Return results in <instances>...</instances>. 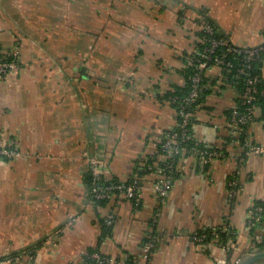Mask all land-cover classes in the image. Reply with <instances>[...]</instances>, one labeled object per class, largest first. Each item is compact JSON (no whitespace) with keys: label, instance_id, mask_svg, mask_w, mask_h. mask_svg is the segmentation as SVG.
<instances>
[{"label":"crops","instance_id":"0c3cea01","mask_svg":"<svg viewBox=\"0 0 264 264\" xmlns=\"http://www.w3.org/2000/svg\"><path fill=\"white\" fill-rule=\"evenodd\" d=\"M207 20L234 45L264 43V0H0V45L19 66L0 75V143L21 152L0 155V264H83L88 249L139 264L150 237V264H240L264 252V228L249 227L264 201V153L231 137L240 93L218 66L193 134L218 155L181 154L163 197L161 174L145 170L181 121L166 94L187 83L186 56ZM255 114L249 134L264 145L263 109ZM94 166L140 177V201L117 193L97 205Z\"/></svg>","mask_w":264,"mask_h":264},{"label":"built area","instance_id":"2783aa9c","mask_svg":"<svg viewBox=\"0 0 264 264\" xmlns=\"http://www.w3.org/2000/svg\"><path fill=\"white\" fill-rule=\"evenodd\" d=\"M215 28L206 23L203 27L202 34L200 36V43L203 44V48L200 52V56L194 52L188 56L187 64L192 68V74L189 76L190 80V90L188 93L181 97L179 107V113L181 117V124L184 126L181 133L173 132L170 134L162 144L163 152L160 153V160L157 162L147 161L145 164L146 171H157L161 174V179L156 183L155 189L158 195L165 196L172 187V176L169 173V167L173 166L175 158L187 152V147L182 146V141L194 137L193 134L189 132L187 124H189L191 118L195 115L191 110L187 109L186 103H193L196 99L204 92L207 84L203 82L204 77L207 72L214 66H218L220 69L224 70L227 67H231L233 64L227 59L229 53L242 54L245 60L241 67L238 68L236 76L239 78L241 76H246L245 87L242 95L241 105H244V111H240L238 106L233 107L231 114V120L234 123V128L232 130L233 134L237 136L243 135L242 146L245 149L246 154H258L264 153V145L257 144L253 142L247 125L252 123L255 119L256 109L258 108L255 101L258 95H264V89L259 88V83L263 80L261 73L253 72V64L255 60L262 61V53L264 52V43L257 46H238L232 44L226 38H217L214 36ZM224 49V50H223ZM220 50L219 54L217 51ZM19 69L17 63V54L15 51H5L0 45V75H6L10 72ZM177 96H173V102L178 101ZM193 151L199 152L207 158L215 157L218 155L217 151L210 150L209 148H200V146H194ZM21 152L15 147V141H11L8 145L0 143V155L2 156H19ZM94 176V183L97 185L93 187V195L97 199H107L111 201L119 189L120 192L133 199L135 202L140 201V193L136 191V188H141L140 177H134L132 183L126 184L121 183L118 185H107L103 187L100 184V180L108 181L110 178L105 176L98 166H94L92 169ZM231 186H238L239 182L236 179H232L230 182ZM262 206H257L253 211V214L249 220V227H255L256 223L261 220L260 211ZM104 221L107 225H113L116 219V214L114 210H109V212L104 215ZM195 238L198 241H204L206 235L203 233H198ZM258 243L264 244V235L257 238ZM156 248V242L154 238L150 237L145 240L143 245V263L139 264H150L152 255ZM88 255V251L84 252ZM19 257V256H16ZM92 257L99 258L101 263L104 264H134L127 263L125 260L128 259L129 255L125 254L121 259H116L111 256L101 257L98 253H93ZM137 264V263H136Z\"/></svg>","mask_w":264,"mask_h":264},{"label":"trees","instance_id":"16d2710c","mask_svg":"<svg viewBox=\"0 0 264 264\" xmlns=\"http://www.w3.org/2000/svg\"><path fill=\"white\" fill-rule=\"evenodd\" d=\"M207 23L210 24V25H212L215 28V31H216L215 34H214L215 37H217V38H226L220 32V30L218 29V27L216 26V24L214 22H212L210 20H207ZM202 48H203V44L202 43H198L197 51L194 52V53L195 54H198L200 56V52H201ZM217 52L219 54L221 53L220 50H218ZM261 56L263 58L262 61H260V60H255L254 61V64H253V72L254 73H261L262 76H263L264 52L262 53ZM227 59L230 60L233 65L231 67H227L226 69L223 70L224 71V77L228 81L233 82V85L239 90L240 97H239V100H238V102H237L236 105L238 106V108H239L240 111H244V105H241L240 102L242 100V95H243V91H244V87H245V80H246L247 77L246 76H241V77L238 78L236 76V73H237L238 68L242 66V64H243V62L245 60V57L242 54L229 53L227 55ZM186 60H188V56H186ZM185 70H186V76H187V83L184 86L177 87L174 91H171L168 94H166V97H170V96L171 97L172 96H177L178 97L177 98L178 101H176V105H179L180 100H181V97L185 96L188 93V91L190 90V80H189V76L192 74V71L193 70H192L191 66L186 67ZM203 82L207 84V87L205 88L204 92L196 99L195 102L188 103V104L186 103L187 109L188 110H191L193 113H195L197 109L202 108L204 106V103L206 101V95L210 92L211 85H213V83L215 82V80L210 79L207 76H205L204 79H203ZM259 88L260 89H264V78L259 83ZM255 104L257 105V107L262 108L263 109V112H264V95L263 96L262 95H258V97H257V99L255 101ZM232 111H233V108L230 110V115L232 114ZM255 117H256V114H255ZM195 121H196V118H195V115H194L191 118L189 124H187V127L189 128V132L191 134H194V124H195ZM249 125H247L246 128H248ZM183 128H184V126L181 124V121H180L179 122V125H177L175 128L166 131L165 134L163 135L161 141L159 142V145H158L159 151H158V153L155 154V155H153V156L148 157V161H150L152 163L159 161L160 160V157H159L160 156V153L163 152V148H162L163 141L170 134H172L175 131L181 133V131L183 130ZM231 137L232 138H235V137L236 138H239V139H241L242 142H243V138H244L243 135H241V136H231ZM182 146L187 147V151H189V152H191L193 150V147L194 146H200V148H202V149L203 148L204 149L207 148L203 143H199V141L196 140L194 137L189 138V139H185L184 141H182ZM180 156L181 155H178L175 158V161L177 159H179ZM174 164H175V162H173V166L172 167H169V169H168L169 173H172L173 174ZM88 179H89V183L91 185V188L93 189V187L97 185V182H95V183L93 182L94 181V176H93V173L92 172L88 175ZM134 179H135L134 177L129 178L127 181H120V180H118L116 178L109 179L108 181H104V179H101L100 180V184L103 187H105L107 185H118V184H121V183L129 184V183H132L134 181ZM140 184L142 185L141 182H140ZM140 189L141 188H136V191L140 193ZM117 192L118 193H121V194H124V192L123 191L120 192L119 189L117 190ZM92 195H93V193H92ZM93 198H94V201L97 203V205H100V206H106L109 203V200H107V199H97L95 197H93ZM257 204L259 206H262V210L260 211L261 220L259 222H257L255 226L257 227L258 225H261L264 228V201L263 202H258ZM102 223H103V226H104V234H107L108 232H111L113 225H107L105 223V221H104V218H102ZM205 235H206V237L210 236V234H205ZM225 237H227V236L224 235V238ZM225 239H228V238H225ZM206 240H207V238H206ZM260 246L264 247V244H260ZM87 251H88V255L87 254H84V253L81 255V261L83 262V264H104V263H101L100 262V259L99 258L92 257V254L93 253H98L101 257L109 256V255L103 254L99 250H95V249H88ZM118 259H121V257L118 258ZM125 261L127 263H134V264H136V263H138L139 260L137 258H135L134 256L129 255L128 259L125 260ZM72 264H76V262H73Z\"/></svg>","mask_w":264,"mask_h":264},{"label":"water","instance_id":"95a60500","mask_svg":"<svg viewBox=\"0 0 264 264\" xmlns=\"http://www.w3.org/2000/svg\"><path fill=\"white\" fill-rule=\"evenodd\" d=\"M223 31H224V30H223ZM224 33H225V31H224ZM258 256H262V257H264V252H261V253H259L258 255L253 256L252 258L247 259V260L241 262L240 264H248V263L250 262V260H253L254 258H256V257H258Z\"/></svg>","mask_w":264,"mask_h":264}]
</instances>
